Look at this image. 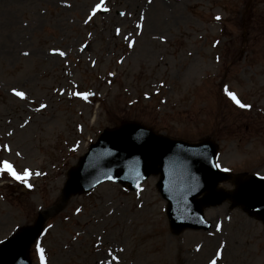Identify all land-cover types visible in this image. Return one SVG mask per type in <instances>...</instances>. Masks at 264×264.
I'll return each instance as SVG.
<instances>
[{"label": "rangeland", "instance_id": "rangeland-1", "mask_svg": "<svg viewBox=\"0 0 264 264\" xmlns=\"http://www.w3.org/2000/svg\"><path fill=\"white\" fill-rule=\"evenodd\" d=\"M99 2L0 0V159L28 168L32 185L0 174V242L50 211L67 169L124 120L210 137L220 168L264 176V0H104L92 14ZM225 86L251 107L235 108ZM156 180L70 197L30 246L32 264L37 243L45 264H209L221 244L217 264H264L259 220L225 201L205 209L208 231L175 233Z\"/></svg>", "mask_w": 264, "mask_h": 264}, {"label": "water", "instance_id": "water-1", "mask_svg": "<svg viewBox=\"0 0 264 264\" xmlns=\"http://www.w3.org/2000/svg\"><path fill=\"white\" fill-rule=\"evenodd\" d=\"M215 146L209 139L191 144L156 135L135 123H123L105 131L90 146L79 166L69 171L64 200L73 192L87 190L94 182L114 180L137 182L144 174L161 172L158 188L167 200V213L173 228L200 227L202 206L219 203L230 195L217 188L229 175L213 164ZM234 203L264 221V180L235 179ZM135 186V183H134ZM201 192L203 197L195 198ZM42 219L7 239L0 246V264H29L26 251L38 235Z\"/></svg>", "mask_w": 264, "mask_h": 264}, {"label": "snow or ice", "instance_id": "snow-or-ice-1", "mask_svg": "<svg viewBox=\"0 0 264 264\" xmlns=\"http://www.w3.org/2000/svg\"><path fill=\"white\" fill-rule=\"evenodd\" d=\"M103 4H104V0H100L99 3L95 4V6L91 10L92 14H95L98 10H102L104 12H107L108 9L106 7L102 8ZM120 15H124V13H120ZM89 19H91V16H89ZM215 19L219 20L220 17L217 16V17H215ZM85 22L87 23V21H85ZM137 27L139 28L140 25L138 24ZM117 32L119 33V29H117ZM132 46H133V42L130 40L129 41V47H132ZM58 54L61 57H63L65 55V53L63 51H59ZM23 55L27 56L28 53L25 52V53H23ZM109 75H111V73ZM224 92H225V95L232 101V103L235 104L236 106H238L239 108L247 109V108L251 107L248 104L242 103L241 100L238 98L237 94L233 91H230L227 88V86H225ZM13 93L15 96H17L21 99L25 98V93L22 91H17L15 89H13ZM71 94L78 96V97L85 99V100L90 95H92V93H90V92H73ZM44 107H45L44 104L40 105V108H44ZM25 123H27V121ZM4 150L5 151L9 150L7 145L4 146ZM17 155H19V153H17ZM217 167H219V165H217ZM224 171H228V169H224ZM3 173H6L13 180L24 184L25 187H28V188L32 187V185L30 183H28V179L31 175V172L28 168H24L22 171L18 172L9 160L0 159V174H3ZM36 175H40V173L37 172ZM108 179H112V177H108ZM76 211L79 212L80 209H77ZM51 227H52L51 225L48 226V228H51ZM216 230L220 231V224L216 225ZM222 249H223V244H221L220 247L217 249V251L214 254V257L209 260V264H217L218 260L221 258ZM36 250L39 253L40 264H45V254H44L45 250H44V248L40 247L39 243H37ZM116 259H117V257L112 256V260H116Z\"/></svg>", "mask_w": 264, "mask_h": 264}]
</instances>
